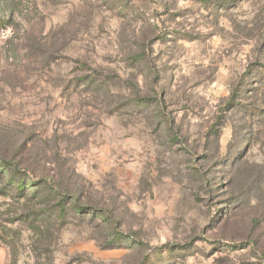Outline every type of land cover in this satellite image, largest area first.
<instances>
[{"label":"rangeland","instance_id":"rangeland-1","mask_svg":"<svg viewBox=\"0 0 264 264\" xmlns=\"http://www.w3.org/2000/svg\"><path fill=\"white\" fill-rule=\"evenodd\" d=\"M0 264H264V0H0Z\"/></svg>","mask_w":264,"mask_h":264},{"label":"trees","instance_id":"trees-1","mask_svg":"<svg viewBox=\"0 0 264 264\" xmlns=\"http://www.w3.org/2000/svg\"><path fill=\"white\" fill-rule=\"evenodd\" d=\"M26 188L25 184H23V179L21 180V192ZM65 211L64 208H60V214H63Z\"/></svg>","mask_w":264,"mask_h":264}]
</instances>
